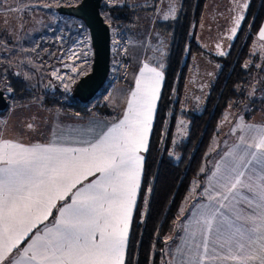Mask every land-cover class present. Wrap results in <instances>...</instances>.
<instances>
[{
	"label": "snow or ice",
	"instance_id": "obj_1",
	"mask_svg": "<svg viewBox=\"0 0 264 264\" xmlns=\"http://www.w3.org/2000/svg\"><path fill=\"white\" fill-rule=\"evenodd\" d=\"M242 20V15L236 18L233 36ZM259 36L264 40V28ZM73 56L78 58V53ZM163 79L161 71L145 64L124 118L94 141H79L86 147L55 142L25 146L0 139V264L22 244L26 246L20 259L9 264H125L141 187L144 156L140 153L148 151ZM247 147L255 151L228 154L233 161L221 176L223 193L217 194L218 207L196 220L203 237L196 244L197 249L202 248L199 264H264V129ZM253 162L260 170L253 169L255 174L245 179ZM220 170L218 164L217 173ZM217 196L210 199L217 200ZM242 201L251 212L237 207ZM50 217L54 222L49 226L45 222ZM40 225H45L42 231ZM197 231L191 232L193 238Z\"/></svg>",
	"mask_w": 264,
	"mask_h": 264
},
{
	"label": "rangeland",
	"instance_id": "obj_2",
	"mask_svg": "<svg viewBox=\"0 0 264 264\" xmlns=\"http://www.w3.org/2000/svg\"><path fill=\"white\" fill-rule=\"evenodd\" d=\"M61 1L0 0V53L5 51L9 56L4 62L6 61L7 65L16 68L19 61L24 58V51L20 50L33 45L39 51L38 60H25L23 64V69L27 63L30 66L29 69L23 71L22 81L27 89H31L32 95L22 100H16V98L9 100L8 108L0 114V137H12L29 142L40 140L42 135L49 130L51 124L56 122L63 113L55 107L46 105L45 96L42 95L46 82L52 80L57 91L70 96L74 85L82 74L91 68L88 62L77 63L74 67L75 71L71 68L67 70V68L61 67L75 34L73 27L75 18L56 13V8ZM124 2V0H103L102 2V5L106 7L105 21L112 24L110 26L112 31L111 70L105 85L91 100L93 101L92 106L98 102L106 103L110 114H113L114 117L122 111L123 107L120 104L122 93L127 90L131 91L135 87L133 76L138 74L140 66L147 63L157 64L165 79L164 69L170 54L171 35L161 31V24L175 21L180 12L179 2L172 0H132L130 2V23L126 27H121L120 24H113L108 8L114 5H123ZM249 3L250 0H207L203 17L196 31V42L208 54L219 57L227 55L244 25ZM244 5L247 7H243ZM241 15L243 20L233 36L231 29L235 27L236 18ZM60 17L62 18L60 19ZM259 33L251 47V54L260 55L262 58V61L257 64L261 72H257L252 85V97L255 102L246 107L247 102L237 108H231L220 123L218 135L211 145L209 157L203 170L205 177L202 181L201 178L195 181L190 195L180 208V215L174 228V232L177 233L166 246L162 264H165L164 262L166 264H183L184 259V264H190L195 256L194 252H202V248L196 249V244L202 243L203 240L202 235L197 231L196 220L202 213H207L218 207L219 197L217 194L223 193V189L219 187V184L223 182L221 176L225 173V166L231 165L233 161V157L228 154L233 153L239 156L245 151H255V149H248L247 145L259 132L261 125L264 126V104L262 103L264 100V76L263 79L259 77L264 74V40L260 39ZM65 42H68V46L65 50L61 49V53H63L60 61L52 59L41 61V58L47 53L40 52V44L62 46ZM220 52H223L224 55H220ZM65 70L66 73L63 74ZM57 72L59 77H52L53 73ZM220 72V66L212 62L205 54L195 56L194 66L189 72L184 91V104L187 110L195 113L205 110L208 97ZM0 82V89L8 88L6 76H0ZM120 82L123 84L116 88ZM40 89H42V94L35 95V91ZM249 91L250 88L247 92ZM94 113L97 112L94 111L90 114ZM248 113H251L250 122L246 118ZM29 124L33 125V130L28 133L14 129V127H28ZM188 131L189 123L180 121L175 142L179 143L186 139ZM241 137L244 138L243 143ZM218 164L221 166L220 173H217L216 170ZM256 166L255 162L248 165L249 171L246 173L245 179L248 175L255 174L252 170H256ZM214 173L217 174L214 176ZM208 175L210 177L207 179ZM244 195L252 198V194L246 191ZM212 196H217V200L210 199ZM237 207L245 212L252 211L244 201ZM220 211L230 215L227 209ZM129 231L131 232L130 228ZM193 231H197L195 238L191 236ZM213 240H215V235L210 237L209 241L210 256L212 255L211 248L215 246ZM185 246L190 247L187 249L190 252L186 251Z\"/></svg>",
	"mask_w": 264,
	"mask_h": 264
},
{
	"label": "trees",
	"instance_id": "obj_3",
	"mask_svg": "<svg viewBox=\"0 0 264 264\" xmlns=\"http://www.w3.org/2000/svg\"><path fill=\"white\" fill-rule=\"evenodd\" d=\"M81 1L62 0L59 6H74ZM124 1L123 5L108 8L113 24H120L121 27H126L130 23L132 0ZM172 1L180 4L179 16L173 22L160 23L162 30L157 26L159 30L171 35V48L164 69V85L153 132L144 157L143 177L128 237L125 264H162L166 246L177 233L174 232V228L180 215V208L190 195L195 181L198 178L202 181L205 177L203 170L211 145L218 135L220 123L231 108H237L247 102L246 107L255 102L252 97V85L257 72H261L257 64L262 58L259 55L253 56L251 47L264 22V0H250L247 16L237 40L231 51L221 57L208 54L196 42V31L207 0ZM105 10V5H102L103 17ZM67 46L68 42L62 46L40 44V52L47 53L41 61L47 59L60 61L63 53L61 49L65 50ZM35 49L31 45L20 50L24 51V58L19 61L16 68L5 63L8 54L0 55V76H6L8 80V88L3 90L12 91L8 100L11 98L22 100L32 95L31 89H27L23 83L22 75L24 76L23 71L30 67L27 63L23 69L25 60H38L39 51ZM197 54H205L221 68L206 108L201 113L187 110L184 104L185 87ZM90 71L91 68L82 76ZM16 72L19 75H16ZM263 76L264 74H261L259 77L263 79ZM34 94H42V89L36 90ZM42 95L45 96L46 105L67 114L87 116L95 111L101 115L112 116L106 103L98 102L93 106V101L89 104L82 103L73 96V93L67 96L57 89L55 93H51L50 90H46L45 85ZM246 118L248 121L251 120V113H248ZM180 121L189 123V131L186 139L176 143Z\"/></svg>",
	"mask_w": 264,
	"mask_h": 264
},
{
	"label": "crops",
	"instance_id": "obj_4",
	"mask_svg": "<svg viewBox=\"0 0 264 264\" xmlns=\"http://www.w3.org/2000/svg\"><path fill=\"white\" fill-rule=\"evenodd\" d=\"M262 28H264V22H263V25L260 28V30ZM2 48L4 49V45L2 46ZM7 54L8 53H6L5 51L0 53L1 56L7 55ZM253 56H256V55H253ZM8 58L9 57L7 55L6 59H8ZM194 62H195V58H194ZM194 62H193V66H194ZM147 65L150 68H156L158 71H160L157 64L153 65L152 63H147ZM143 68H144V66H140V68L138 69V74L133 76L135 83H136V80L140 77V73H141V70ZM145 75L147 76L150 74L145 73ZM121 84H123V82H120L116 86V88L118 86H121ZM163 85H164V79L161 82L160 95H161ZM135 90H136V84H135V87L131 91L127 90V91L122 93V99L120 100V104L123 108H122L121 113L115 117L113 114L111 117L101 115L98 113L90 114L87 116H82V115H77V114H67V113L63 112V113H61L62 116L58 117V120L56 122H54L53 124H51L49 130L46 132V134L42 135L40 140L29 142L26 140L15 139L12 137H0V139L20 143V144H23L25 146H32L35 144L45 145V144L55 142L57 145L65 146V147H86L87 145L85 143H82L79 141H94L95 139H97L99 137L100 134H102L103 132H106L109 128H111L115 124H118L124 118V115L128 110V101L131 99V93ZM114 92H115V90L113 91V93ZM160 95H159V98H160ZM184 99H185V97H184ZM158 102H159V100H158ZM262 103L264 104V100ZM157 107H158V103L156 102V109H155V112L153 114L151 132L149 133V138H148V148H149L150 139H151V135L153 132L154 123H155ZM250 121L251 120H249L248 122H250ZM14 129H16L17 131L20 129V131L26 132V133L33 130L32 128H29L27 126H25V127L23 126L22 128L21 127L20 128L14 127ZM261 129H264L263 125H261ZM145 153L146 152H142L140 154L145 157ZM144 160H145V158H144ZM256 167H257V169H256L257 172H259V170H260L259 165H257ZM143 170H144V163H143ZM143 170H142V174H141V182H142V177H143ZM216 170H217V168H216ZM209 177H210V175L207 176V179ZM93 179H95V177H89V180H93ZM88 182L89 181H85L84 183L87 184ZM81 186H83V185H81ZM139 191H140V189H139ZM139 191H138L137 198H136V205H137V200H138V196H139ZM136 205L133 209L132 221H133V216L135 213ZM238 208H240V207H238ZM55 215H56V213L54 211V216ZM53 222H54L53 218L50 217L49 220L46 221L45 223L50 226ZM44 226L45 225H40L41 231L43 230ZM130 226L132 227V222H131ZM131 227H130V230H131ZM129 233H130V231H129ZM25 246L26 245L22 244L21 249ZM126 248H127V245H126ZM188 248H190V247L185 246L186 251L190 252L189 250H187ZM21 249L14 250L12 255L5 260V264H9V261L19 260L20 256H21ZM194 253H195V256H193L190 264H199L198 254L200 252L196 251ZM125 258H126V249H125ZM184 263H185V259L183 261V264ZM208 264H219V262L218 261H209Z\"/></svg>",
	"mask_w": 264,
	"mask_h": 264
},
{
	"label": "water",
	"instance_id": "obj_5",
	"mask_svg": "<svg viewBox=\"0 0 264 264\" xmlns=\"http://www.w3.org/2000/svg\"><path fill=\"white\" fill-rule=\"evenodd\" d=\"M102 2L103 0H82L78 5L57 7L60 15L83 20L91 33L94 48L91 71L78 80L72 92L82 103H88L97 95L105 85L111 70L112 31L101 13ZM46 90L55 93L56 88L52 80L47 82ZM11 95L12 91L0 89V112L8 108V97Z\"/></svg>",
	"mask_w": 264,
	"mask_h": 264
},
{
	"label": "built area",
	"instance_id": "obj_6",
	"mask_svg": "<svg viewBox=\"0 0 264 264\" xmlns=\"http://www.w3.org/2000/svg\"><path fill=\"white\" fill-rule=\"evenodd\" d=\"M61 18L62 17H60V19ZM73 27L75 31L74 39L66 51L65 60L62 63L61 67L67 68V70L69 68L73 69L76 66V64L79 62L83 64L88 62L89 66L92 67V63L94 59V48L92 44V37L90 30L83 20L77 18H75ZM74 52L78 53V58L77 56H73ZM84 53H87V56H85ZM65 73L66 70L65 72H63V74ZM52 77L54 78L59 77V73L57 72L55 75H52Z\"/></svg>",
	"mask_w": 264,
	"mask_h": 264
}]
</instances>
